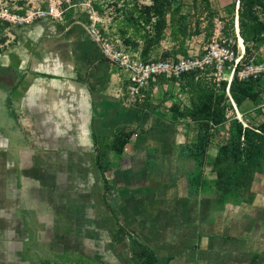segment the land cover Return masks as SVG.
<instances>
[{
  "label": "crops",
  "instance_id": "0c3cea01",
  "mask_svg": "<svg viewBox=\"0 0 264 264\" xmlns=\"http://www.w3.org/2000/svg\"><path fill=\"white\" fill-rule=\"evenodd\" d=\"M68 16L66 26L46 18L25 26L0 21V68L17 72L15 79L0 75V90L6 92L4 107L20 128L34 130L44 150L38 154L50 165L53 154H47L48 143L54 139L50 133L43 137L41 130L46 127L22 123V118H28L24 95L37 88L43 119L52 123L61 102L76 104L78 114H83L73 121L78 132L71 152L86 166L82 169L77 163L73 170L84 171L87 179L82 189L71 185L57 202L71 221L69 240L96 242L102 254L111 253L114 264H122V245L128 249L127 264H133L129 235L159 258H171L167 264H248L255 255L264 263V167L255 174L252 200L231 201L218 208L215 187L194 185L196 163L182 151L196 137L195 123L173 115V105L184 90L182 82L181 92L167 90L164 86L170 80L160 77L150 85L147 102L122 104L111 90L119 82L117 74H111L99 45L85 30L86 18ZM166 52L173 54V48L161 51ZM240 113L246 123L264 125V95L258 102L244 101ZM120 128L132 132L126 151L111 152V168L103 173L96 162L94 136L113 139ZM216 152L212 146L208 160ZM6 161V156L0 157L5 177ZM204 171L208 180L214 178L210 167ZM92 184L97 186V199ZM110 192H114L111 202ZM121 225L128 233L123 240L117 235ZM0 226L6 234L5 224ZM111 241L115 246L106 250ZM241 254L245 261L238 260Z\"/></svg>",
  "mask_w": 264,
  "mask_h": 264
},
{
  "label": "rangeland",
  "instance_id": "374dc122",
  "mask_svg": "<svg viewBox=\"0 0 264 264\" xmlns=\"http://www.w3.org/2000/svg\"><path fill=\"white\" fill-rule=\"evenodd\" d=\"M235 0H210L211 8L217 12L214 17V27L212 36L217 28V22L223 26L221 36L227 38L230 44L234 43V24L232 20L236 17V7L231 6ZM7 4L11 12L25 14L27 10H37L41 8L46 10L51 0H0ZM62 5L65 9L63 19L58 20L50 15H43L35 18L31 23H9L14 26H25L34 23L39 19L54 20L57 24L66 26L69 23L70 13L82 15L86 18L85 30L91 38L99 45L105 62L110 66L111 74H117L119 82L112 86V94L120 99L122 104L140 105L129 103L126 98L127 78L124 71L111 58L103 53L101 45L90 32L92 24L91 16L97 17V28L104 38H108L112 43L124 48L132 57L136 59H149L162 57V50L173 48L177 55H193L203 53L204 47L211 41L212 36L206 38L205 27L207 19L202 15L204 5L199 2L197 8L194 7V0H176L174 7L181 6L182 11L193 14L191 29L194 30L197 16L201 22L202 32L199 35L188 38L185 42L175 39L168 28L165 37L161 40L159 46L153 47L151 52L145 54L143 49L147 46L145 35L151 33L152 24L143 23L142 17H139L141 10L153 4V0H64ZM77 4L76 7H70L69 4ZM99 6V7H98ZM131 12L133 14H131ZM80 14V15H79ZM126 16L140 18V24L136 26L126 19ZM264 18V13H263ZM1 21V20H0ZM237 38V37H236ZM179 45V47H177ZM261 57L260 62H264V41L259 49L254 50V56L249 59L256 62L255 57ZM246 62V60H245ZM226 65L223 71V78L218 82L212 76L209 81L219 91L222 83L227 81L230 69ZM117 70H113L112 68ZM119 74V75H118ZM166 78V77H165ZM170 81L164 86L167 90H178L181 79L166 78ZM149 89V88H148ZM148 92V90H147ZM185 92V93H183ZM176 101L175 105L181 110L190 102V90L184 89ZM6 92L0 90V155L5 154L7 161L4 163L6 177L0 171V224H5V231L0 226V264H97L99 260L106 259L109 264L113 257H109V252L102 254L98 251L96 242L71 241V221L68 220L66 213L62 208L57 207L60 195L67 191L71 185L77 189L84 187V181L87 179L84 171L74 169V164H82L84 161L77 159L72 155L73 139L76 137V130L73 121L82 117V113L76 111V104L61 102L53 122L43 119V113L40 111L39 95L37 88H30L23 97V108L28 114V118H22V123H29L32 126H44L46 130H41L43 137L52 136L54 140L48 143V153L53 154V162H42L38 153L44 151L40 147V140L36 137L34 130L23 129L15 122L11 113L4 107V97ZM149 96V94H148ZM149 98V97H148ZM149 100V99H148ZM147 100V101H148ZM146 101V102H147ZM22 113V112H20ZM171 114V112H170ZM51 128V129H50ZM50 133V136H49ZM51 149L53 151H51ZM126 151V147L123 152ZM117 153V154H121ZM1 155L0 157H5ZM70 171L68 172L67 171ZM72 173L73 175H70ZM69 175V176H68ZM4 186L1 187V184ZM92 193L95 199L98 198L97 186L91 185ZM114 192H110L108 199L112 200ZM96 201V200H95ZM119 216V214H118ZM120 217V216H119ZM118 217V218H119ZM8 236V237H7ZM108 250L115 246L114 242H107ZM99 246L103 249L102 243ZM232 252L235 248H231ZM127 250L122 245V258L120 262L127 264L129 261ZM104 251V250H103ZM133 252V251H132ZM171 258L168 263H170ZM239 261L244 260V254L239 255Z\"/></svg>",
  "mask_w": 264,
  "mask_h": 264
},
{
  "label": "trees",
  "instance_id": "16d2710c",
  "mask_svg": "<svg viewBox=\"0 0 264 264\" xmlns=\"http://www.w3.org/2000/svg\"><path fill=\"white\" fill-rule=\"evenodd\" d=\"M175 1L153 0L151 6L140 11L139 17H142L143 23L152 24V32L145 35L147 43L143 49L145 54L151 52L153 47L159 46L168 28L171 35L175 39H180L181 42L202 32L199 20L201 15L197 16L194 30H192L193 14L183 12L181 6L174 7ZM237 1H239L240 33L246 45L245 60L249 61L254 56V50L259 49L264 41L262 16L264 0H235L231 5L233 9ZM199 2L204 5L201 13L205 14L207 19L205 34L206 38H209L212 36L213 21L217 12L211 8L210 0H194L195 8ZM126 19L131 23L134 22L136 26L141 23L140 18L133 16H126ZM233 23L234 20L231 24ZM176 55V52L173 54L166 52L162 57ZM255 58L256 62L261 60L260 56ZM1 74L8 75L10 79H15L17 76V72L11 68H0ZM180 79L183 89L190 90L191 97L190 102L182 110L175 105L173 115L196 124L195 140L182 146V151L189 153L196 163L192 182L196 187H204L209 183L215 187L217 193L215 203L218 208H223L227 202L231 201L252 200L251 185L256 172L264 167V125L254 126L247 122L248 126H245L237 117L233 104L226 94L227 81L222 83V88L218 91L205 75L198 76V72L185 74ZM230 93L240 111L241 105L247 99L258 102L264 95V73L256 78L248 79H239L235 75L230 85ZM131 135V131L120 128L113 139L97 134L94 136L97 149L96 162L103 173L111 168L110 153H121ZM212 146L217 147V152L208 160ZM206 167H210L211 173L214 174L212 180H208L205 176ZM126 234H128L127 231L121 225L117 231L119 240H123ZM129 236L133 264L168 263L167 258H159L149 246L132 235ZM76 264L81 263L76 262ZM248 264L264 263L255 255Z\"/></svg>",
  "mask_w": 264,
  "mask_h": 264
},
{
  "label": "built area",
  "instance_id": "2783aa9c",
  "mask_svg": "<svg viewBox=\"0 0 264 264\" xmlns=\"http://www.w3.org/2000/svg\"><path fill=\"white\" fill-rule=\"evenodd\" d=\"M70 2L71 0H66ZM64 0H51L46 10H27L25 14L11 12L7 4L0 2V20L9 23H31L33 19L43 15H50L55 19L62 20L65 9L62 5ZM236 17L234 20V43L231 45L227 38L221 36L223 26L217 22V28L211 41L204 47V52L193 55H176L160 58L136 59L132 57L124 48L112 43L108 38H104L97 28V17L91 16L92 24L90 32L101 45L103 53L111 58L125 71L127 75L126 98L129 103L140 104L148 100V88L152 82L160 77L180 79L183 75L198 72V76L205 75L207 79L212 76L215 81L223 78V71L229 65L230 74L226 86V94L230 98L235 111H239L237 104L230 93V85L235 75L239 79L256 78L264 73V62L246 61V45L240 33L239 26V1H237ZM69 6L76 7L77 4L70 3ZM237 37V38H236ZM240 120L248 126L242 118ZM260 131V130H258ZM219 140V139H218Z\"/></svg>",
  "mask_w": 264,
  "mask_h": 264
},
{
  "label": "water",
  "instance_id": "95a60500",
  "mask_svg": "<svg viewBox=\"0 0 264 264\" xmlns=\"http://www.w3.org/2000/svg\"><path fill=\"white\" fill-rule=\"evenodd\" d=\"M239 19V18H238ZM238 108V107H237ZM239 110V109H238ZM237 117L240 119L241 118V113L240 111H236Z\"/></svg>",
  "mask_w": 264,
  "mask_h": 264
}]
</instances>
